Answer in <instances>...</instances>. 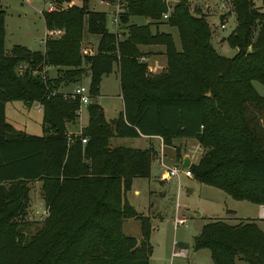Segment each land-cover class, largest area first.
<instances>
[{
	"label": "trees",
	"instance_id": "1",
	"mask_svg": "<svg viewBox=\"0 0 264 264\" xmlns=\"http://www.w3.org/2000/svg\"><path fill=\"white\" fill-rule=\"evenodd\" d=\"M80 1L43 14L46 29L59 34L47 38L42 52L16 45L6 53L0 10V264H149L152 220L139 216L126 195L135 179L149 178L155 151L112 147L113 138L159 137L165 146L195 139L202 155L189 167L194 180L264 206V98L253 86L264 85V12L254 0H229L237 22L226 39L236 50L232 58L216 51L207 18L193 13L187 0H175L166 21V0H122L120 38L107 28V14ZM163 24L178 30L181 50L159 32ZM87 35L99 39L96 54L84 57ZM141 47L164 48L167 64L160 73L149 71ZM115 67L124 111L109 120L96 99ZM87 75L88 124L70 144L67 127L77 123L80 101L61 89ZM14 101L42 108V136L6 123V104ZM33 181L42 182L47 206L40 222L24 220ZM131 219L140 223V240L123 232ZM223 220L208 221L194 249L209 250L213 264H264L257 221Z\"/></svg>",
	"mask_w": 264,
	"mask_h": 264
},
{
	"label": "rangeland",
	"instance_id": "2",
	"mask_svg": "<svg viewBox=\"0 0 264 264\" xmlns=\"http://www.w3.org/2000/svg\"><path fill=\"white\" fill-rule=\"evenodd\" d=\"M190 4L191 11L200 12L206 18L211 17L212 21V43L216 51L224 57L232 58L236 54V50L228 46L226 39L237 27L235 16L230 15L231 7L229 0H187ZM169 2V3H168ZM227 3V4H226ZM257 7L264 12V0H254ZM167 8L175 5V0H167ZM195 4H202L195 6ZM222 4V5H221ZM223 4L225 7H223ZM81 6L80 0H72L70 5L65 7ZM88 8L92 12H100L107 14V28L111 32L113 27L110 23L111 9L102 4V0H88ZM45 3L43 0H0V10L5 13V51L10 53L11 49L16 46H24L32 51H43V40L46 35V27L44 23L43 11ZM195 8V9H194ZM227 21L223 30L217 27L222 22ZM164 21H166L164 19ZM133 22L139 25L146 24L144 18H134ZM153 32L157 28L152 27ZM161 33H168L173 37L176 48L181 50V42L179 33L176 28L166 24L160 25L158 28ZM218 30V31H217ZM98 37L86 36L85 43L87 48H97ZM220 39V41H219ZM35 40H38L35 42ZM224 45V48L220 46ZM144 54L149 57L148 69L152 67L153 74L160 73L163 69L161 64L157 65L156 60L159 58L158 50L161 47H145L142 48ZM151 51V53H149ZM153 56V57H152ZM151 58V59H150ZM161 60V58H160ZM165 62V61H164ZM150 70V69H149ZM56 71H49V77L55 78ZM85 79V78H84ZM83 79V80H84ZM90 77L82 82V86L90 88ZM77 85H72L65 92L72 91ZM118 81V70L105 77L102 82L101 98L96 99L100 108L104 111L108 119H117L122 113V100L120 99V87ZM253 86L257 94L264 98V85L259 82H253ZM35 104L31 107L26 106L23 102L14 101L6 104L5 117L6 123L12 125L15 129L25 133L42 136V112H38ZM87 108L82 109L81 122L76 124L75 128L79 132L81 127L88 124ZM69 132V131H68ZM77 133V132H75ZM185 140V141H184ZM111 146L114 147L115 144ZM123 146L143 148V141L128 140L123 141ZM175 147L184 150L189 149L193 156V162L196 161L202 151L198 147L196 141L191 139H177L173 146H157V154L160 157L163 154L164 165L171 168L177 161V152ZM158 158V157H157ZM155 156L153 160H157ZM182 167V166H181ZM154 179H138L136 185L141 192L139 197H132L134 205L139 207L137 212L141 217H148L152 220V231L150 234V245L152 254L149 258V264H213L211 253L209 250L194 249V237L197 236L203 226L210 221L209 217L218 220L228 221L231 218L226 215L227 211H234L233 219L229 221L238 222L240 220L260 219L261 208L247 202H238L231 199L222 191L202 185L196 181L185 178L182 174L180 180L170 178L163 180L165 168L158 170L155 164L152 165ZM161 180V181H160ZM28 187L30 185L28 184ZM148 194H150L148 196ZM42 213V212H41ZM228 213V212H227ZM47 216V211H46ZM199 216V217H198ZM43 216L35 219H42ZM183 219L185 226L175 227L176 219ZM30 214L24 218L27 222H35ZM223 220V221H224ZM260 226L264 231V218L261 219ZM40 222V221H36ZM126 235L141 239L140 223L131 219L125 221L124 231ZM186 251V252H185ZM183 252L184 256H175L174 253ZM237 264H246L240 259Z\"/></svg>",
	"mask_w": 264,
	"mask_h": 264
},
{
	"label": "crops",
	"instance_id": "3",
	"mask_svg": "<svg viewBox=\"0 0 264 264\" xmlns=\"http://www.w3.org/2000/svg\"><path fill=\"white\" fill-rule=\"evenodd\" d=\"M188 2V1H187ZM189 3V2H188ZM190 4V3H189ZM191 5V4H190ZM199 5H202V4H195L194 5V7L195 6H199ZM110 8V7H109ZM195 9V8H194ZM43 15V14H42ZM207 21L209 22V24H210V26L213 24L212 23V21H211V17L210 18H207ZM218 29H220V30H222L219 26L217 27ZM218 31V30H217ZM50 33H52V32H49L47 29H46V35H45V38H44V40H43V44H44V47H45V43H46V40H47V38L48 37H55V36H52V35H50ZM38 40H35V42H37ZM219 41H220V39H219ZM98 44V43H97ZM83 45L85 46L86 45V43L84 42L83 43ZM82 45V46H83ZM220 46L221 47H223L224 48V45L223 44H220ZM27 48V47H26ZM142 48H145V47H141V51L143 52V49ZM94 50V52H95V54H96V51H97V48L95 47V49H93ZM32 51V50H31ZM43 51H44V49H43ZM40 52H42V51H40ZM144 53V52H143ZM149 53H151V51L149 52ZM158 53H159V55H156L155 56V58L156 57H158L159 58V60L157 61L156 60V62L155 63H157V65H159V63L161 64V68L162 69H164L165 67H166V64H167V60H166V56H165V54H164V48L163 47H161V49L160 50H158ZM94 54V55H95ZM153 57V56H152ZM160 58H161V60H160ZM151 59V58H150ZM145 61L147 62V64L149 63V57H145ZM165 61V62H164ZM149 71H151V70H153V68L152 67H149ZM118 70V69H117ZM49 71H54L53 69H50ZM115 71V70H114ZM88 77H90L89 75H87L86 77H85V79L86 78H88ZM107 77V76H106ZM105 78V77H104ZM103 78V79H104ZM84 79V80H85ZM84 80L82 81V82H84ZM118 81H119V85H120V79H119V73H118ZM102 82H103V80H102ZM82 84V83H81ZM120 87V86H119ZM88 88V87H87ZM101 88H102V83H101V87H100V94H99V96H98V98H101ZM66 89V87L64 88V90ZM69 88L67 87V90H68ZM63 90V88L61 89V92H63V93H71L72 91H69V92H65ZM119 97H120V99L122 100V107H123V110H122V112L124 111V104H123V99H122V96H121V90H120V95H119ZM97 98V99H98ZM35 105H37L36 106V109H37V111L38 112H42V108H41V110L39 109V105L38 104H35ZM31 107V106H30ZM83 108H88V107H82V109ZM82 109H81V112H80V117L78 118V120H77V123L76 124H79L80 122H81V115H82ZM104 112V111H103ZM105 114V113H104ZM106 116V115H105ZM107 118V117H106ZM5 119H6V117H5ZM108 119V118H107ZM109 120H113V119H109ZM76 124L75 125H68V131L69 132H72V133H75V132H78L77 130H76V128H75V126H76ZM10 125V124H9ZM12 126V125H11ZM87 126V125H86ZM86 126L84 127V129L86 128ZM13 127V126H12ZM14 128V127H13ZM15 129V128H14ZM83 129V130H84ZM16 131H19V130H17V129H15ZM80 131V130H79ZM21 132H23V131H21ZM23 133H25V132H23ZM26 134H28V133H26ZM28 135H31V134H28ZM35 136V135H34ZM128 141V140H134V141H143V143H144V147L143 148H139V147H127V148H135V149H142V150H146V149H149V148H152L154 151H155V158H157V160L158 159H160V158H162L163 157V163H164V156H163V154H161V156L159 157L158 156V154H157V146H161V147H165V145L163 144V140L161 139V138H159V137H152V138H147V137H140V138H136V139H127V138H113L112 139V144H115L114 145V147H126V146H123L122 145V143H123V141ZM175 140H177V139H175ZM175 140H173V142H172V145L171 146H173V144H174V141ZM181 140V139H180ZM191 140H194V141H196V143L198 144V147H199V149H200V152L202 151V148L200 147V145H199V143H198V141L197 140H195V139H191ZM185 141V140H184ZM177 150H180V152H181V159H178L177 158V161H176V163H175V165H178V166H182V163H183V158L185 157V156H188L189 158H190V160H191V165L192 164H194V165H197L198 163H199V161H200V159H201V155H202V153H201V155H200V157L196 160V161H194L193 162V156L191 155V153H190V150L189 149H187V147H186V149L184 150V152H182L181 151V149L180 148H178V147H175V151H177ZM157 160H155V162L153 161V163H152V165L153 164H155L156 165V167H158V170L159 171H161V168H162V166H161V164L159 163V162H157ZM174 165V166H175ZM173 167V166H172ZM185 178H188V177H186V176H184ZM146 179H154V175H153V172H152V167H151V172H150V176H149V178H146ZM163 180H165V178H164V176H163V178H162ZM188 179H190V180H193V181H196V180H194V178H188ZM138 179H135L134 181H133V185H132V189H131V191L129 192V193H127V195H126V199L128 200V202H129V204L138 212L139 211V207H137V205H134L133 204V202H132V200H131V198L132 197H139L140 195H141V192L138 190V187L137 186H135L136 185V181H137ZM161 181V180H160ZM197 182V181H196ZM198 183V182H197ZM29 185H30V187H29V189H30V192H29V202H28V207H27V210H26V213H25V217L24 218H26V216L28 215V214H30L31 215V217L32 218H34L33 219V221H43L45 218H46V211H47V206H46V204H45V201H44V198H43V191H42V182L41 181H33V182H30V183H28ZM150 194H148V196H149ZM260 208H261V211H262V208H264V206H260ZM42 212V213H41ZM228 212V213H227ZM226 212V215L228 216H230L231 218H227V219H229V220H231V219H233L234 217H233V215H235V212L234 211H227ZM40 216H43V218L42 219H35L36 217H40ZM199 217V216H198ZM210 218V220H218V219H213L212 217H209ZM262 218H264V217H262V215L260 214V219H255L256 221H257V223L260 225V221H262L261 219ZM124 225H125V223H124ZM124 225H123V231H124ZM186 252V251H185ZM175 257V256H174Z\"/></svg>",
	"mask_w": 264,
	"mask_h": 264
},
{
	"label": "built area",
	"instance_id": "4",
	"mask_svg": "<svg viewBox=\"0 0 264 264\" xmlns=\"http://www.w3.org/2000/svg\"><path fill=\"white\" fill-rule=\"evenodd\" d=\"M45 3V8L43 11L44 13H58L62 12L65 9V4L58 3L54 0H43ZM167 2V0H166ZM169 3V2H168ZM102 4L110 7L111 9V20L110 23L113 27V30L111 33L115 34L118 38L121 37V29H120V16L122 13V0H102ZM227 4V3H226ZM222 5V4H221ZM231 7V4H229ZM223 7L224 4H223ZM171 17V7L168 8V12L164 14V19L167 20ZM227 21L224 19L222 22L219 24V27L223 30L226 27ZM59 33L52 32L50 35L52 36H57ZM82 56H94L95 52L91 48H87L86 46H82ZM24 67L20 66L19 71L22 73ZM37 73H34L36 75ZM42 76V75H41ZM42 78L44 79L45 76L43 75ZM89 88L82 86L81 84H78L74 90H72L71 93H65L64 96L68 98H77L80 101V109L78 110V118L80 117V112L82 107H87L90 104V96H89ZM39 109L41 110V107L39 106ZM84 127L80 128V131L77 133H72L68 132L67 136L69 139V143L72 144L75 141V138L79 137L82 135ZM81 142L83 145H86L87 140L86 139H81ZM163 157L158 159L157 162H159L162 166V168L166 169V172L163 174L165 180H168L170 178H176L180 180V176L183 174L184 176L188 178H193V174L189 169H184L183 166H178L175 165L171 168H166L164 163H163ZM185 226V221L183 219H176L175 220V227H181ZM174 256H184L183 252H177L174 253Z\"/></svg>",
	"mask_w": 264,
	"mask_h": 264
},
{
	"label": "water",
	"instance_id": "5",
	"mask_svg": "<svg viewBox=\"0 0 264 264\" xmlns=\"http://www.w3.org/2000/svg\"><path fill=\"white\" fill-rule=\"evenodd\" d=\"M109 150H111V148H109ZM182 166L184 169H189V167L191 166V160L188 156H185L183 158Z\"/></svg>",
	"mask_w": 264,
	"mask_h": 264
},
{
	"label": "bare ground",
	"instance_id": "6",
	"mask_svg": "<svg viewBox=\"0 0 264 264\" xmlns=\"http://www.w3.org/2000/svg\"><path fill=\"white\" fill-rule=\"evenodd\" d=\"M261 215L264 217V208H262Z\"/></svg>",
	"mask_w": 264,
	"mask_h": 264
}]
</instances>
